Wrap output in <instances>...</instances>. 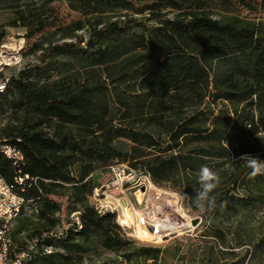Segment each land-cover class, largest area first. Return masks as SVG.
<instances>
[{"label":"trees","instance_id":"obj_1","mask_svg":"<svg viewBox=\"0 0 264 264\" xmlns=\"http://www.w3.org/2000/svg\"><path fill=\"white\" fill-rule=\"evenodd\" d=\"M76 1L80 16L51 28L67 40L86 30L87 44L55 47L59 67L20 73L0 97L1 136L24 156L26 197L43 204L39 218L55 229L59 206L49 197L68 186L83 209L80 236L98 235L105 249L122 251L130 243L115 215L88 203L90 177L120 161L189 198L201 165L217 171L216 206L204 210L213 217L264 208V174L250 178L234 159H264V22L237 16L228 0H163V8ZM166 10L175 15L165 19ZM31 18L23 27L40 21ZM37 51L35 44L28 54ZM0 176L13 185L18 170L0 158ZM74 236L61 248L78 249Z\"/></svg>","mask_w":264,"mask_h":264},{"label":"rangeland","instance_id":"obj_2","mask_svg":"<svg viewBox=\"0 0 264 264\" xmlns=\"http://www.w3.org/2000/svg\"><path fill=\"white\" fill-rule=\"evenodd\" d=\"M136 1L141 6L164 7L163 0ZM228 1L237 16L264 22V0ZM79 8L76 0H0V35H5L3 43L16 51L22 48L18 56L19 66H1L0 80L17 79L20 73L45 65L52 66L50 69L59 67L63 61L56 57L55 47L66 43L77 44L82 39L83 45H86L89 39L86 30L74 36L71 34L74 38L67 40L63 31L56 34L57 28H51L66 25L71 18L79 17ZM163 13L165 19L175 15L169 10ZM33 15L40 21L34 22V26L28 24V27H23L24 23L36 19L31 18ZM215 17L219 18V15L216 13ZM41 29L44 33L36 34ZM35 44L39 46V51L28 54ZM18 58L13 63H17ZM40 73L44 75L45 72ZM38 74L35 71V75ZM116 163L126 164L121 161ZM128 168L136 172L137 185L133 183L122 195L109 192L99 199L93 198L96 187L106 182V168L90 177L88 203L101 215H115L121 237L130 243L129 246L120 252L110 251L103 247L98 235L81 237L80 217L83 209L75 202L69 187L64 186L63 189H53L55 194L49 197L59 206L52 218L57 224L55 229L51 230L50 221L39 218V211L44 209L43 204L37 205L38 214H32L29 219L20 217L15 221V242L22 251L33 247L32 258L25 264H264V208H253L234 218L213 217L208 212L195 211L189 196L180 187L173 183L156 184L147 173L135 171L129 165ZM170 200L177 201V208L188 224L179 231H168L158 224L155 229L161 240L143 238V234L138 232L145 227L146 219L154 212H171ZM123 206L133 212L132 221L127 220ZM26 221L33 226L27 225ZM71 231L79 248L66 251L61 248L60 241ZM47 242H52L53 246ZM57 255L67 259L62 260ZM126 257H129L130 262Z\"/></svg>","mask_w":264,"mask_h":264},{"label":"built area","instance_id":"obj_3","mask_svg":"<svg viewBox=\"0 0 264 264\" xmlns=\"http://www.w3.org/2000/svg\"><path fill=\"white\" fill-rule=\"evenodd\" d=\"M21 50L22 48L19 51ZM19 51L9 48L7 43L0 44V68L1 66L7 68L19 66ZM17 58L18 62L13 63V60H17ZM9 82L10 78L0 80V97L6 93ZM0 158L12 162L18 170V176L13 185H8L0 176V264H25L32 258L33 247L28 251L21 250L13 238L14 224L20 217L29 219L32 214H38V203L37 199L26 197V182L30 179L27 176H22L21 165L24 156L13 144L1 136V127ZM135 174L136 172L131 171L128 165L113 163L105 171L106 182L96 187L93 198L99 199L109 192L122 195L123 191L130 185L133 183L137 185ZM148 219H146L145 225L147 224L149 229L158 225H151Z\"/></svg>","mask_w":264,"mask_h":264},{"label":"clouds","instance_id":"obj_4","mask_svg":"<svg viewBox=\"0 0 264 264\" xmlns=\"http://www.w3.org/2000/svg\"><path fill=\"white\" fill-rule=\"evenodd\" d=\"M234 159L242 162L243 167L250 169V178L254 179L258 175L264 174V159L259 156L245 153ZM197 180L199 189L195 190V197L190 199L200 211L213 209L216 206L214 193L221 183L219 173L207 165H201L197 173Z\"/></svg>","mask_w":264,"mask_h":264},{"label":"bare ground","instance_id":"obj_5","mask_svg":"<svg viewBox=\"0 0 264 264\" xmlns=\"http://www.w3.org/2000/svg\"><path fill=\"white\" fill-rule=\"evenodd\" d=\"M150 183V181H149ZM154 195V194H152ZM155 197V195H154ZM171 201V200H170ZM171 206V212H167L166 214H160V213H153L150 215L148 221L151 225L159 224L163 228L169 229L168 231H179V229L185 227L186 224H188L186 218L184 215L180 213V211L177 208V201L172 200L170 203ZM124 212L127 215V220L132 221L133 219V212L130 211L129 207H124ZM174 210V212H172ZM146 214V213H145ZM147 215V214H146ZM156 217V218H154ZM154 218V219H153ZM138 233H142L143 238L149 239L151 241L161 240V237H159L158 232L155 229V226L151 229L148 228V225L146 224L144 228H141Z\"/></svg>","mask_w":264,"mask_h":264}]
</instances>
